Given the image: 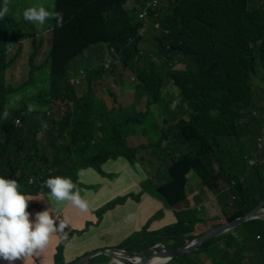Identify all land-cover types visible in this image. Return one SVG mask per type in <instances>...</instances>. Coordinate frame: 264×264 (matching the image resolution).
Masks as SVG:
<instances>
[{
    "label": "trees",
    "instance_id": "16d2710c",
    "mask_svg": "<svg viewBox=\"0 0 264 264\" xmlns=\"http://www.w3.org/2000/svg\"><path fill=\"white\" fill-rule=\"evenodd\" d=\"M17 1L8 0L9 12L0 19V177L15 179L24 195L42 197L43 208L55 207L58 221L67 219L64 214L67 209L63 204L47 200L44 181L56 176L70 178L69 172H75L74 183L90 203V213L80 214L94 215L97 220L93 222L99 225L107 213L117 208V214H122L129 201H140L143 194L157 195L164 202V208L153 215L149 226L163 220L165 210L173 212L177 223L154 232L142 227L127 235L118 246L121 251L111 263L125 264L126 260L141 264L144 258L155 255L145 264H150L154 258L165 260L162 264H196L184 246L189 239L202 233L196 228L206 220L199 216L204 213L203 208L186 210L190 173L200 179L204 190L218 192L219 211L228 222L246 216L264 199V133L256 129L264 126V0H175L174 4L169 0L170 7L160 19L168 34L159 38L155 53L161 64L155 61L153 54H141L138 31L143 22L138 19L137 10L125 8L129 0H56L55 10L63 14V27L52 29V45L42 72L37 70L33 56L40 53L44 44L39 40L34 45L28 63L33 64L29 74L36 88L29 99L24 100L16 97L21 90L7 82V74L14 70L20 56L18 51H11L16 44L13 40L19 37L26 41L38 36V27L23 20L26 8L38 4L49 10L51 7L41 0H30L17 18ZM135 1L142 7L146 0ZM3 4L4 0H0V7ZM180 17L183 20L179 23ZM166 18L170 19L169 27ZM80 26L90 30L84 32ZM26 28L31 31H25ZM54 34L58 35L57 42ZM130 35L133 40L123 51L125 43L119 44ZM94 43L106 49L107 62L114 66V72L117 64L126 69V74L134 72L139 82L134 89L136 99L146 98L145 112L137 111L133 104L123 105L117 99L109 103L112 105L109 107L95 97L91 82H100L109 69H96L86 77L75 76L79 91L58 92L73 88L70 76L79 70L73 63L88 61L94 65L102 61L100 53L88 51ZM18 47L21 54L22 44ZM7 54L13 57L12 61H8ZM131 56L136 59L138 68L133 67ZM177 58L186 64L184 71H172L171 64ZM47 75L52 76L51 81L46 79ZM117 75L128 81L123 74ZM254 77L261 78L260 85L254 84ZM166 79L173 80L179 89H166ZM16 81L14 75V83ZM50 85H55L56 89H47ZM72 93L80 96L69 98ZM72 100L73 107L69 102ZM61 107L66 110L63 118L47 119L49 109ZM29 108L33 110L30 112ZM96 110L100 111L95 113ZM5 111L9 113L6 119ZM254 111L261 118L244 125L247 115ZM157 114L163 117L161 126ZM42 122L47 128L42 127ZM175 128L180 130L181 142L194 146L195 153H178V158L169 166L157 168L153 162L159 151H151L152 143L155 141L160 151H178L168 143ZM84 130L87 133L83 136ZM139 131L149 140H145L143 147L128 146L126 137L136 136ZM94 133H99L100 138H92ZM22 136L26 139L21 140ZM245 139L252 149L247 148ZM256 151L258 158L254 156ZM119 160L142 174L137 186L139 192L121 194L94 207L90 199L92 193L100 188L106 191L115 188L113 182L117 177L103 179L102 169H115L119 164L108 163ZM252 160H258L260 165L255 167ZM81 170L87 173L93 185L85 184ZM230 177L242 192L235 200L221 196L231 186ZM222 184H227L223 190L220 189ZM33 204L28 202V212L34 208ZM195 211L198 214L192 219ZM245 225L239 227L243 229ZM144 230L146 233L141 236ZM71 232L68 223L66 238H61L54 257L60 264H65L62 243H67ZM212 240L219 243L220 256L215 259L219 264H264V223L261 228L256 225L251 233L228 231L205 241L191 253L201 251L200 254L206 255L212 248ZM112 249L103 246L91 252ZM179 251L183 254L175 257L174 253ZM93 261V264L100 262Z\"/></svg>",
    "mask_w": 264,
    "mask_h": 264
},
{
    "label": "clouds",
    "instance_id": "9594fccd",
    "mask_svg": "<svg viewBox=\"0 0 264 264\" xmlns=\"http://www.w3.org/2000/svg\"><path fill=\"white\" fill-rule=\"evenodd\" d=\"M130 1L133 2V7L127 8ZM172 2L174 4L175 0H172ZM169 5V0L168 4L163 3L161 0H146L142 7H139V4L136 3L135 0H129L125 5V8L129 11L134 9L137 10L138 19L143 22V27L138 31V37L141 38V41L139 42L141 54L145 52L153 54V57L158 64H161V62L156 57L155 53L159 48V38L162 37V34H168V30H163L160 19L167 12V9L170 7ZM8 12V0H4L3 6L0 7V19L4 18ZM22 16L25 22L34 24L38 28H43L47 25L51 29L53 25L49 23L50 21L55 22L54 27L56 28L63 27V14L56 11L54 5L51 6V10L44 5H33L26 8L23 11ZM155 29H157V35L154 37L156 46H152L150 45L151 35L153 34L151 30ZM113 50L114 48H112V51ZM44 61L40 65L41 68L44 67ZM86 62L88 61H81L80 63L87 66ZM180 64H182L183 67L177 68ZM78 68L79 70L73 72L70 76V84L73 88L79 85L74 80L75 76H87V73L84 72V68ZM171 68L172 71H184L186 69V64L177 58L171 64ZM165 83L172 85L176 90L179 89L171 79H166ZM32 110V108H29L30 112ZM3 115L6 119L9 113L5 111ZM257 118H261V116L254 111L247 115L245 122L243 123L247 126L253 119ZM42 127L47 128V124L42 122ZM256 129L258 132L264 133V131H259L258 127H256ZM141 130L142 129H140V131ZM140 131L136 136H143L145 140H149L145 134H140ZM129 137L131 136L126 137L127 144V139ZM152 144L154 147H151L150 149H160L155 145V141ZM128 146L130 145L128 144ZM130 147L139 148L143 147V144L136 147ZM80 174L83 175V170H81ZM44 187L48 189V201L55 202L56 205L68 203L72 207L78 209L81 213H90L91 208L89 201L81 195L82 189H80L70 178L61 176L50 177L44 181ZM33 200L36 199L32 196H27L21 193L20 184L15 179H5L0 177V260L7 262V264H15L17 261H21L22 264H29V262L35 264L33 258L40 256L53 238H55L57 242H59L62 237L66 238L65 229L68 227V220L61 219L58 221L56 218L55 207L51 206L46 210L39 211L35 213L34 220L30 219L31 214L26 209L28 207V202ZM40 200L44 199L41 198ZM223 218L225 219L224 215ZM259 218L264 219V206L255 219ZM136 260L139 261V257H137Z\"/></svg>",
    "mask_w": 264,
    "mask_h": 264
},
{
    "label": "rangeland",
    "instance_id": "374dc122",
    "mask_svg": "<svg viewBox=\"0 0 264 264\" xmlns=\"http://www.w3.org/2000/svg\"><path fill=\"white\" fill-rule=\"evenodd\" d=\"M42 2L47 3L48 5H50V7L52 5H54V1L55 0H41ZM163 3L168 4V0H161ZM30 3V0H18L16 2V15L17 18H20L21 13H22V9L28 5ZM133 7V2L130 1L127 5V8H132ZM9 18V17H8ZM183 20V17H180V19L178 20V22L180 23ZM51 25H53V27L50 29L47 25L43 28H37L39 31L37 32L38 36H32V38L28 39V40H20L19 37H15L14 38V42L16 43L12 48L11 51H18L17 54L20 55L17 59V61L15 62L14 66V70L13 71H9L7 74V82L12 84L13 86H17L20 90L21 93H18L16 95V97L24 100V98L29 99V95L33 94L35 87V82L33 79V76L30 73V68L33 67V64L28 63L29 59H30V54L33 50V47L36 43L39 42V40H41V42L44 44L42 50L40 51L39 55L34 54L33 58L36 62V64H38V68L37 70L42 72L44 71L40 65L43 63L47 52L50 48V45H52L51 43V32L52 29H55L56 27H54L55 22L54 21H50L49 22ZM166 25L167 27L170 26V19L166 18ZM80 28L85 32V29L87 31L90 30L89 27H83L80 26ZM117 26L115 28V30H117ZM43 29V30H40ZM45 29V30H44ZM28 30L31 31V29L26 28L25 31ZM151 32L153 33L151 35V42L150 45L152 46H156V41H154V37L157 35V29L155 30H151ZM183 35L186 37V35L183 33ZM55 42H57L56 38H58V35L54 34L53 35ZM41 38V39H40ZM133 40V36L130 35L128 37L125 38V42H121L122 45L123 43H125V48L123 49L126 50L127 47L130 46L131 42ZM62 41L63 40H59ZM19 44H22V47H20L22 49V53L20 54L19 52ZM93 46H91L88 51L90 53H95L98 52L101 54L102 56V61L99 64H91L90 62H86L87 66H84L83 63H73V66L75 67H81L82 69L84 68V72L85 73H90L91 71H96V69H105L108 70L109 69V74L108 76L104 77L105 79L111 78L112 82L115 84V89L112 91H109V88L105 85L104 79L102 78V81L100 83H98L97 81L95 82H91V88H93L94 92H95V97L98 100L103 101V104H106L109 107H112V105L108 104L109 102L113 101L115 98H117L118 101L122 102L123 105H128L129 103H131L134 99L133 95H132V90L134 88H136L139 85V82L137 81V79H135L136 75L134 74V72H132L131 74L129 72H127L126 74V69H123L122 67H120V64H117L116 66V72H114V66L113 65H109L107 62V56L104 53L105 50L104 48H102L100 45L98 44H92ZM66 55H73V54H66ZM182 56V55H180ZM7 58H10L11 56L9 54L6 55ZM72 57V56H71ZM71 57L69 58V60L71 59ZM183 57V56H182ZM184 58V57H183ZM13 57L10 58L8 61H12ZM130 61L133 64V67L138 68V63L136 61V59L131 56ZM117 73H121L125 76V78L128 80L127 82L125 80L122 79V77H120L119 75H117ZM142 74H144V71H141ZM14 75L17 77V81L16 83H14ZM46 79L48 80H52V76L47 75ZM261 78L260 77H254L253 78V82L254 84L260 85V83L258 82ZM125 84V85H124ZM54 88V89H53ZM47 89L49 90H55L56 86L55 85H50ZM131 90V91H130ZM72 91H79L76 87L72 88L71 90L68 91H58L61 94H68V92H72ZM79 95V94H78ZM76 93H72L70 94L68 97L69 98H74L77 99L78 96ZM68 101V100H67ZM71 103V106L73 107V100L69 101ZM138 103H140V101H138ZM54 104V103H53ZM37 105V104H36ZM38 106V105H37ZM48 107V106H47ZM137 111H141V112H145L147 110V100L146 98H143V103L142 106H136ZM65 111L63 107H61L59 110L56 109H49V113H47V119L48 120H57V119H61L65 116ZM100 110H96L95 113H98ZM156 113H159L158 111H156ZM160 115V113H159ZM158 114L156 115V117L158 118V124L161 126L163 125V117L159 116ZM183 119H186V117H181ZM180 119V118H178ZM66 122V121H65ZM259 131H264V126L262 128L259 129ZM179 128H175L172 133H171V137L169 138V145L172 149L174 150H178V151H159L158 153V159L159 160V165L161 162L166 163L167 166H169L173 160H176L178 158V153L181 154H185L189 151H192L193 154L195 153V147L190 145L189 143H182V136H179ZM87 131H83L82 135H86ZM70 136L72 135L71 132L68 133ZM64 135H66V133H64ZM64 135H61L60 137L63 138ZM177 135V137H176ZM259 136V135H258ZM92 138L95 139H99L100 138V134L99 133H94L92 135ZM26 138L24 136H22L21 140H25ZM246 144H247V148L248 149H252V146L250 145V142L245 139ZM95 143V142H94ZM72 146V145H71ZM262 147H264L262 145ZM89 151V150H86ZM255 157H259V152L256 151L254 153ZM255 167L259 166L260 163L258 162V160H252L251 162ZM103 174L102 177L105 180L111 179L113 176V173L109 170V168H104L102 169ZM71 174V176L67 175L70 177V179L74 182L75 181V172L74 174L72 172H69ZM191 180H188L189 183L193 180V179H197V177L195 175H193L191 173ZM230 181H231V186H228L227 191L221 195V196H225L226 199L228 200H235L238 199L241 196V189L238 187V183H236L235 179H233L232 177H230ZM227 187V184H222L221 185V190L225 189ZM202 189V187H200V190ZM139 190L136 189L135 193H138ZM218 192L213 193V196L215 194H217ZM145 194H143L142 196H144ZM212 196V197H213ZM64 207L67 209L68 211V215H67V219H72V220H76V221H83L84 216H82V214H80V211L74 207H72L70 204L68 203H64L63 204ZM38 208H41L40 205L37 206ZM199 211V210H198ZM198 211L193 212V216L192 219L196 218V214H198ZM202 211L204 212L203 214L199 215L203 218H210V212L211 209L209 207H205L202 209ZM197 216V217H199ZM219 220L218 222L209 224V223H204V224H200L204 229H208V230H215L217 234L215 237L221 236L222 234L228 232V231H239V232H243V233H248V232H252L253 228L257 225L259 228L262 227L263 223H264V219H249L246 221H242V222H236L231 228L229 229H225L226 232H224L223 230L221 231H217L216 229L218 228V226H222L224 224L227 223H231L232 221L228 222V220H224L223 219V214H219L218 217ZM234 221V220H233ZM243 229H241L239 226L241 224H245ZM193 227H195L196 225L192 224ZM198 226V225H197ZM146 233V230H144V232L141 234V236H144ZM89 235V238L91 241L93 242H97L96 239V235L93 233H87ZM85 234V235H87ZM139 234V233H138ZM123 242L119 243L118 245H112V242L109 243L108 245H106L105 247H109V248H113V249H118V246L120 244H122ZM264 242L262 241V244ZM212 248L210 251L206 252V255L204 254H200L201 251H195L194 253H190L191 255V259L194 263L196 264H200V263H204L206 260L209 262V264H219V261L215 260V259H219L220 256V252H219V243L212 240L211 242ZM62 246L64 248L63 251V257L64 259L67 257V243H62ZM96 250V249H95ZM94 251V250H93ZM103 251V250H101ZM119 252V251H117ZM96 252H90V253H86L83 257H81L78 261L85 259L87 257H91L90 260L86 261L84 264H93V260H100V262H97V264H100L102 261L104 260L105 262L109 263L113 260L112 257H109L108 255H105L104 253H101L99 255L95 254ZM108 258H106V257Z\"/></svg>",
    "mask_w": 264,
    "mask_h": 264
},
{
    "label": "crops",
    "instance_id": "0c3cea01",
    "mask_svg": "<svg viewBox=\"0 0 264 264\" xmlns=\"http://www.w3.org/2000/svg\"><path fill=\"white\" fill-rule=\"evenodd\" d=\"M90 56L93 55L90 54ZM182 67H183L182 64L177 66V68H182ZM108 74L103 76V79L105 85L109 88V91H112L116 87L115 84L112 82L111 78L108 79L104 78L108 76ZM170 87H172V85L166 84V89H169ZM134 89L132 90V95L134 99L129 104L130 105L133 104L135 108L136 106L141 107L143 103V99L141 100L136 99V91ZM138 101H140V103H138ZM127 140H128V144L133 147L142 145L145 142V138L143 136H131ZM151 151H160V149L158 150L151 149ZM159 160L160 159L155 158L153 162L157 168L167 166L166 163L164 162H161L159 165ZM108 164L110 165L119 164L115 169H111V167H107L113 173V175L117 177L116 180L113 182L115 188L109 191L100 188L98 191L92 193L90 199L94 207H97L102 203H104L106 200H111L121 194L135 193V190L138 189L137 186L142 181V174L138 171L131 170L123 161L121 160L113 161V162H109ZM115 171L117 172L115 173ZM187 177L188 180H191L192 178L191 173ZM83 180L86 185L89 186L93 185V181L88 177L86 172H83ZM200 187H202V185L199 178L193 179L189 183L188 205L186 207L187 208L186 210H191L195 208L200 210L201 208L209 207L211 209L210 218H203V217L202 218L206 220V223L209 224L218 222V218L216 215L221 214L219 211V205L217 204V202L219 201V197L216 194L213 196V192L208 191L207 189L204 190L202 188L200 190ZM33 198L36 199L31 201L34 203L32 205V207L34 208L29 213L31 214L30 219L34 220L35 213L39 211H43L45 210V208H43L42 200H40L42 197H33ZM139 200L140 201L135 200V202L129 201L124 206V212L120 215L117 214L118 208L112 212L107 213L104 216L101 225L93 222L97 220V218L94 215L82 214V216H84V219L81 222L68 219V223L71 226L72 232L67 236L68 250H67V257L64 259L65 264L72 263L78 260L80 256L85 255L86 253H90L91 251L98 249L99 247L106 246L111 242L112 245H118L125 239L127 235L133 232H138L142 227L143 229L147 228L148 232H154L155 230H158L163 226L166 225L170 226L177 223V218L174 216L173 212L169 210H165L164 219L159 222H154L150 227L149 223L153 215L164 208V202L157 195L151 197L147 194L141 196ZM209 200H211L213 203L208 204L207 202ZM37 204H40L41 208H38ZM64 214L67 217L68 211H65ZM106 227L108 228L106 229ZM196 230L198 232L200 231L204 232L208 229H204L201 225H198ZM89 232L96 235L97 242H93L90 240L89 235L87 234ZM59 242H57V240L53 238L50 244L48 245V247L45 249V251L42 254H40V256L33 258L35 264H60V262L55 261L54 258ZM101 261L105 262L104 260ZM110 263L111 262L107 264ZM0 264H7V262L2 261L0 262ZM15 264H22V262L17 261L15 262ZM29 264H32V262H29ZM202 264H209V262L205 261Z\"/></svg>",
    "mask_w": 264,
    "mask_h": 264
},
{
    "label": "water",
    "instance_id": "95a60500",
    "mask_svg": "<svg viewBox=\"0 0 264 264\" xmlns=\"http://www.w3.org/2000/svg\"><path fill=\"white\" fill-rule=\"evenodd\" d=\"M264 206V199L252 210L250 211L246 216L236 219L234 221H232L231 223H227L224 224L222 226H218V228L216 229L217 231H221L224 229H229L231 228L236 222H242V221H246L249 219H255L256 215L261 211L262 207ZM215 230H206L196 236H194L193 238L189 239L187 241V244L184 246L185 248H187L186 252L191 253L194 249H196L198 246H200L202 243H204L205 241L211 240L212 238H214L217 234ZM117 251H121L120 249H112V250H103V251H98L95 254H99V253H104L105 255H108L109 257L114 258L116 256ZM183 254L181 251L179 252H175L174 256L177 257L179 255ZM157 256H159L158 254H156ZM155 256V255H153ZM153 256L148 257V258H144L141 264H145L147 261H149ZM91 257H87L85 259H82L74 264H81L83 262H85L87 259H89ZM125 264H132L126 260H124Z\"/></svg>",
    "mask_w": 264,
    "mask_h": 264
},
{
    "label": "bare ground",
    "instance_id": "6f19581e",
    "mask_svg": "<svg viewBox=\"0 0 264 264\" xmlns=\"http://www.w3.org/2000/svg\"><path fill=\"white\" fill-rule=\"evenodd\" d=\"M165 260L160 259V258H154L153 260L150 261V264H162Z\"/></svg>",
    "mask_w": 264,
    "mask_h": 264
}]
</instances>
